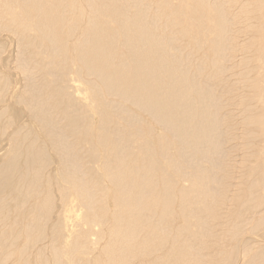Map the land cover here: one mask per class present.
Returning a JSON list of instances; mask_svg holds the SVG:
<instances>
[{
  "label": "bare ground",
  "instance_id": "obj_1",
  "mask_svg": "<svg viewBox=\"0 0 264 264\" xmlns=\"http://www.w3.org/2000/svg\"><path fill=\"white\" fill-rule=\"evenodd\" d=\"M0 264H264V0H0Z\"/></svg>",
  "mask_w": 264,
  "mask_h": 264
}]
</instances>
